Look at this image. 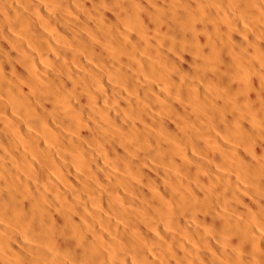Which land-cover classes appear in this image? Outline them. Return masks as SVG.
<instances>
[{
  "label": "bare ground",
  "instance_id": "6f19581e",
  "mask_svg": "<svg viewBox=\"0 0 264 264\" xmlns=\"http://www.w3.org/2000/svg\"><path fill=\"white\" fill-rule=\"evenodd\" d=\"M0 264H264V0H0Z\"/></svg>",
  "mask_w": 264,
  "mask_h": 264
}]
</instances>
